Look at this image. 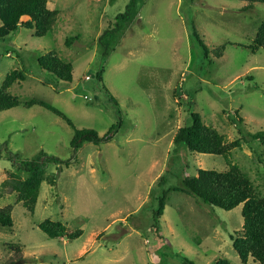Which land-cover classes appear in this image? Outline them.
<instances>
[{
    "label": "rangeland",
    "instance_id": "1",
    "mask_svg": "<svg viewBox=\"0 0 264 264\" xmlns=\"http://www.w3.org/2000/svg\"><path fill=\"white\" fill-rule=\"evenodd\" d=\"M131 4L127 19L105 35ZM49 7L59 20L45 37L20 27L0 39V89L9 73L24 70L27 78L12 86L14 95L47 101L76 129L110 140L86 142L76 153V129L44 107L0 112V208L12 206L14 220L12 228L0 226V264H244L231 240L243 229V204L226 211L178 188L186 174L225 171L232 162L264 196V143L253 136L264 131V50L250 49L264 4L49 0ZM53 50L73 64L71 83L40 66ZM194 112L240 145L225 157L175 143ZM42 152L71 161L48 164L32 213L4 182L13 173L25 179L21 163ZM46 219L84 234L73 241L50 238L40 229Z\"/></svg>",
    "mask_w": 264,
    "mask_h": 264
},
{
    "label": "trees",
    "instance_id": "2",
    "mask_svg": "<svg viewBox=\"0 0 264 264\" xmlns=\"http://www.w3.org/2000/svg\"><path fill=\"white\" fill-rule=\"evenodd\" d=\"M250 4L263 3L264 0H244ZM133 4V3H132ZM129 5L124 13L115 17L109 23V29L105 35L120 27L121 21L127 19ZM59 20V11L49 7V0H0V39H5L20 27L34 29L36 37H45L54 30ZM76 38H68L67 44H71ZM201 45L207 49L205 42L199 37ZM224 46L219 48L222 53ZM253 53L264 50V22L250 44ZM40 66L58 79L71 83L73 81L74 66L71 62L61 57L53 50L39 59ZM100 76V74H99ZM24 70H14L7 75L0 89V112L14 107L24 106L27 108L39 105L53 112L69 125L75 128L74 122L61 109L40 99L22 101L11 92V88L19 81L26 80ZM101 78V77H100ZM191 125L179 128L174 142L185 144L190 151L204 154L223 155L228 157L231 151L240 145L239 140L227 142L224 134L216 128L205 123L198 113L192 114ZM76 129V128H75ZM264 143V131L253 135ZM110 140V136H100L94 129H76L72 140V148L77 153L86 142H94L100 145ZM71 160H61L59 157H48L43 152L35 159L23 161L19 167L20 172L27 174L23 179L20 174L13 173L4 185L11 188L18 195V202L32 213L35 212L41 192L42 183L45 180L47 166L50 162L69 165ZM179 191L194 196L198 201L230 211L243 204L244 225L241 231L231 235L233 247L240 259L247 264L251 259L259 264H264V196L258 194L255 184L250 176L237 164L231 162L228 170L218 171L215 169H200L197 175L186 174ZM200 199V200H199ZM166 207V194L161 197L160 207L154 216V227L158 230L160 220ZM0 226L12 228L14 226L13 207L0 208ZM40 229L50 238H67L70 241L79 239L84 230H71L61 221L46 219L40 223ZM11 245V244H10ZM14 251L22 252L20 247ZM10 264H15L11 262ZM217 264H230L229 260L222 259Z\"/></svg>",
    "mask_w": 264,
    "mask_h": 264
},
{
    "label": "built area",
    "instance_id": "3",
    "mask_svg": "<svg viewBox=\"0 0 264 264\" xmlns=\"http://www.w3.org/2000/svg\"><path fill=\"white\" fill-rule=\"evenodd\" d=\"M89 78H91V77L88 76L87 79H89ZM85 98H86V99H92V96H90V95H85Z\"/></svg>",
    "mask_w": 264,
    "mask_h": 264
},
{
    "label": "crops",
    "instance_id": "4",
    "mask_svg": "<svg viewBox=\"0 0 264 264\" xmlns=\"http://www.w3.org/2000/svg\"><path fill=\"white\" fill-rule=\"evenodd\" d=\"M133 3H134V1H133Z\"/></svg>",
    "mask_w": 264,
    "mask_h": 264
}]
</instances>
